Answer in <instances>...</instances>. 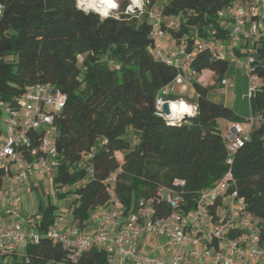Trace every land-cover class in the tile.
I'll list each match as a JSON object with an SVG mask.
<instances>
[{
  "label": "trees",
  "instance_id": "16d2710c",
  "mask_svg": "<svg viewBox=\"0 0 264 264\" xmlns=\"http://www.w3.org/2000/svg\"><path fill=\"white\" fill-rule=\"evenodd\" d=\"M158 1L144 0L141 14L127 15L123 9L128 0H117L118 15L100 17L78 8L76 0H0V101L13 104L37 82L50 83L66 96L55 120L59 166L52 177L63 206L39 199L33 219L38 232L56 223L67 198L71 224L79 228L111 197L121 203L122 215L137 212L140 202L147 201L152 215L165 216L170 209L159 196L161 188L177 190L188 210L199 190L230 169L246 210L263 221L264 236V121L227 163L218 120L238 122L244 117L209 97L210 89L221 86L226 76L227 57H216L208 49L194 53L192 116L169 123L156 113L160 88L176 74L151 52L148 15ZM233 1L162 0L159 15L177 18L178 28L168 33L189 51L212 29L226 37L217 12ZM256 46L254 68L260 82L249 110L264 119V42ZM233 50L240 55L236 46ZM205 71L215 76L213 84L201 82ZM165 97L182 96L171 92ZM175 179L184 184L175 185ZM0 255L8 264H108L103 249L91 247L72 261L65 247L44 236L29 243L23 254Z\"/></svg>",
  "mask_w": 264,
  "mask_h": 264
},
{
  "label": "built area",
  "instance_id": "2783aa9c",
  "mask_svg": "<svg viewBox=\"0 0 264 264\" xmlns=\"http://www.w3.org/2000/svg\"><path fill=\"white\" fill-rule=\"evenodd\" d=\"M113 2L118 5L117 0H96L93 5L88 0H76V6L96 12L100 17L117 16L118 6H109ZM2 8L0 4V14ZM143 9L144 0H139L138 7L133 5V0H128L123 13L137 15ZM217 16L226 37H220L212 29L189 51L183 42L172 37L162 43L170 30L178 28L177 18L162 19L159 15L158 22L151 24L152 54L176 71L172 82L161 87L155 99L156 113L169 123L180 122L185 115L190 117L196 112V105L190 100L193 93L188 90H192L196 75L190 63L199 50L208 49L214 56L224 58L234 55L236 46L240 51L239 56L234 55L236 63L247 77L244 97L248 105L259 86L254 55L258 50L256 45L264 42V0H235L218 10ZM220 85L231 87L234 83L225 76ZM171 92L188 94V97L166 98ZM65 102L66 96L58 87L44 82L28 86L11 105L0 101V118L4 122L0 131V254H23L29 243H36L44 236L65 247L72 261L83 251L97 247L108 254V264H264L263 221L246 210L230 169L211 186L199 190L188 210H184L183 197L177 190L161 188L159 196L170 209L165 216L152 215L153 209L147 201L140 202L137 212L122 215L121 203L111 197L109 207L99 215L96 229L91 233L63 223L60 216L42 233L33 227V220L24 223L17 207L19 191L31 173L52 176L59 166L55 120ZM164 102L169 104V114L162 110ZM173 105L178 109L174 110ZM262 121L261 116L250 111L243 121L226 126L227 163ZM113 180L112 173L108 178L110 185ZM174 184L182 186L184 182L175 179ZM143 234L161 237L165 253L154 255L142 251L138 243Z\"/></svg>",
  "mask_w": 264,
  "mask_h": 264
},
{
  "label": "rangeland",
  "instance_id": "374dc122",
  "mask_svg": "<svg viewBox=\"0 0 264 264\" xmlns=\"http://www.w3.org/2000/svg\"><path fill=\"white\" fill-rule=\"evenodd\" d=\"M162 5V0H159L154 6L153 10L148 15L149 22L153 25L158 22L160 8ZM227 59L229 60V69L226 73V76L229 77L234 86L231 87H223L219 86L218 83L214 85L213 88L210 89L209 97L215 102H220L225 105L230 106L236 114L247 118L250 114L249 105L247 98L244 97V94L247 89V77L244 74L243 68L236 63V58L232 54L227 55ZM209 77L211 79L209 80ZM215 80V76L213 74L210 75L209 71H205L201 76V82L206 85L213 84ZM207 82V83H204ZM258 124V123H257ZM256 124V125H257ZM219 126L222 134H225V122L224 119H219ZM4 128L3 118H0V129L1 131ZM2 133L0 134V137ZM52 176H40L37 173L33 172L28 177V181L33 184V188L26 192V196L32 200L38 201L41 199L44 203L48 201L57 204L58 206L62 205L59 199L55 196L54 188L52 186ZM70 200L67 198L64 201V207L70 208L69 206ZM31 210V209H30ZM28 210V211H30ZM27 210H23L22 215H26ZM8 258L2 257L0 255V264H8Z\"/></svg>",
  "mask_w": 264,
  "mask_h": 264
},
{
  "label": "crops",
  "instance_id": "0c3cea01",
  "mask_svg": "<svg viewBox=\"0 0 264 264\" xmlns=\"http://www.w3.org/2000/svg\"><path fill=\"white\" fill-rule=\"evenodd\" d=\"M168 37H170L169 34H166L165 39L162 40V43H166L168 40ZM192 90H188V92H191ZM177 93V92H176ZM184 97L183 93H177ZM228 106V105H227ZM225 127L230 123L229 121L224 120ZM219 123V120H218ZM31 175V174H30ZM29 175V176H30ZM41 176V175H40ZM53 177V175H52ZM52 179V178H51ZM52 182V181H51ZM34 186L32 183H30L27 179L24 186L21 187L19 191V201L17 203L18 211L20 218L24 221V223H27L28 220H33L34 215L37 213V203L38 201L32 200L29 197L26 196V192L30 189H32ZM62 204V203H61ZM63 206V205H62ZM109 207V204L106 203L102 206L97 207L95 210L92 211L90 219L84 224L83 227H81V231L84 233H91L96 229V221L100 214H102L107 208ZM31 209V210H30ZM23 210H30L27 212L26 215H22L21 212ZM59 216L62 218V222L65 224H71V213L70 208H60L59 209ZM57 218V217H56ZM139 248L142 251H146L150 254L159 255L165 253V246L164 241L161 237L158 236H150L147 234H143L138 243ZM49 264H62V263H49Z\"/></svg>",
  "mask_w": 264,
  "mask_h": 264
},
{
  "label": "water",
  "instance_id": "95a60500",
  "mask_svg": "<svg viewBox=\"0 0 264 264\" xmlns=\"http://www.w3.org/2000/svg\"><path fill=\"white\" fill-rule=\"evenodd\" d=\"M162 110L165 114H169L170 113V109H169V104L167 102H164L162 105ZM189 116L185 115L184 119H187Z\"/></svg>",
  "mask_w": 264,
  "mask_h": 264
},
{
  "label": "clouds",
  "instance_id": "9594fccd",
  "mask_svg": "<svg viewBox=\"0 0 264 264\" xmlns=\"http://www.w3.org/2000/svg\"><path fill=\"white\" fill-rule=\"evenodd\" d=\"M133 5H135V6H139V0H133ZM110 7H117L118 5L115 3V2H113V3H111L110 5H109ZM129 10H131V8L129 9ZM107 13H105V15H106Z\"/></svg>",
  "mask_w": 264,
  "mask_h": 264
},
{
  "label": "bare ground",
  "instance_id": "6f19581e",
  "mask_svg": "<svg viewBox=\"0 0 264 264\" xmlns=\"http://www.w3.org/2000/svg\"><path fill=\"white\" fill-rule=\"evenodd\" d=\"M98 2H101V0H97ZM96 2V0H88V4H90V5H93L94 3ZM173 109L175 110V109H178V107L176 106V105H173ZM173 114H175V111H174V113Z\"/></svg>",
  "mask_w": 264,
  "mask_h": 264
}]
</instances>
